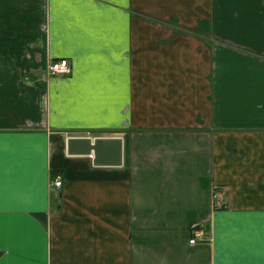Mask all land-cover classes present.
<instances>
[{"label": "crops", "instance_id": "0c3cea01", "mask_svg": "<svg viewBox=\"0 0 264 264\" xmlns=\"http://www.w3.org/2000/svg\"><path fill=\"white\" fill-rule=\"evenodd\" d=\"M0 264H264V0H0Z\"/></svg>", "mask_w": 264, "mask_h": 264}, {"label": "water", "instance_id": "95a60500", "mask_svg": "<svg viewBox=\"0 0 264 264\" xmlns=\"http://www.w3.org/2000/svg\"><path fill=\"white\" fill-rule=\"evenodd\" d=\"M68 155H89L93 165L108 164L102 162L101 156L112 154V164L119 163L121 140L117 136H69L65 141Z\"/></svg>", "mask_w": 264, "mask_h": 264}, {"label": "built area", "instance_id": "2783aa9c", "mask_svg": "<svg viewBox=\"0 0 264 264\" xmlns=\"http://www.w3.org/2000/svg\"><path fill=\"white\" fill-rule=\"evenodd\" d=\"M46 69L49 74H53V75L66 73L68 72V62L64 58L52 60L48 63ZM52 185L54 187H58L60 185V180L58 177L53 178ZM212 203H213V208H219L221 206L220 199L218 198V195L215 192H213L212 194ZM196 240L203 241L204 238L200 232L193 230L191 233V238L189 239L188 243L194 244Z\"/></svg>", "mask_w": 264, "mask_h": 264}]
</instances>
